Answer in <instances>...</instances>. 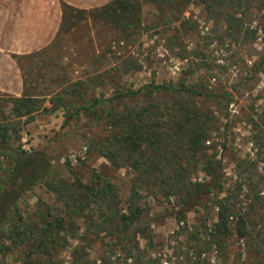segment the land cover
I'll use <instances>...</instances> for the list:
<instances>
[{"label": "trees", "instance_id": "1", "mask_svg": "<svg viewBox=\"0 0 264 264\" xmlns=\"http://www.w3.org/2000/svg\"><path fill=\"white\" fill-rule=\"evenodd\" d=\"M254 1L198 0V3L209 19L223 24L226 35L243 37V42H248L254 32L244 26L253 20ZM167 2L174 5L171 12L177 13L174 19L177 21L190 0H113L89 11L63 5L62 23L51 47L59 49L64 35L79 25L98 20L112 30L110 47L128 41L130 44L137 33L147 30L142 19L143 6L151 3L162 10ZM259 8L264 9V2ZM132 64L137 66L127 58L99 75L96 71L85 81L77 80L69 85L58 80L55 84L60 82L64 86L49 98L50 107L45 105L48 94L34 95L27 89L21 97L0 99V103L10 105L8 116L0 113V251L18 254L12 264H58L57 255L74 244L68 264H87V249L96 243L103 247V264L110 263L112 256L122 258L126 264H162L156 254L150 253L154 246L152 222L143 214L140 191L146 190L154 196L158 193L167 199L175 197L179 209L172 215L185 232L184 215L202 205L212 189H221V163L215 154L208 153L214 148L210 146V134L216 121L209 107L203 106L204 100L211 98L204 85L147 84L108 98L84 99L92 87L113 85L114 71L119 69L117 78L121 79ZM262 64L264 59L259 65ZM259 65H254L255 70ZM157 93L166 96L164 103L154 97ZM80 98L82 104L77 103ZM60 109L64 111L65 124L81 111L90 112L94 125L106 132L93 149L110 166H128L135 172V181L124 203L106 171L92 169L86 180L79 175L82 169L73 178L60 176L50 171L52 165L44 154L26 151L20 145L11 146L13 140L17 142L20 138L18 120L26 118V123H30L37 114H53ZM196 169H200L205 182L191 183L192 171ZM38 184L61 203V215H54L40 201L34 213L23 216L18 202ZM214 208L217 212L213 227L209 229L202 224L201 228L187 231L186 244L195 240L196 244L219 248L232 236L229 223L237 217L235 210L218 199ZM182 231L176 235L185 234ZM235 232L240 237L249 236L243 225ZM260 262L264 264V260ZM204 263L205 260L199 259L193 262Z\"/></svg>", "mask_w": 264, "mask_h": 264}, {"label": "rangeland", "instance_id": "2", "mask_svg": "<svg viewBox=\"0 0 264 264\" xmlns=\"http://www.w3.org/2000/svg\"><path fill=\"white\" fill-rule=\"evenodd\" d=\"M262 2L254 1L253 20L244 26L254 32L248 42H243V37L226 35L223 24L209 19L198 0H190L177 21L174 20L177 13L171 12L175 10L173 4L167 2L162 10L155 4H145L142 19L147 30L137 33L130 44L128 41L110 47L112 30L98 20L79 25L64 35L59 49L50 44L31 57H20L27 91L34 95L48 94L47 107H50L49 98L60 87L77 80L85 81L96 71L99 75L127 58L137 66L132 64L121 79L117 78L119 69L115 70L113 85L92 87L84 99L108 98L116 93L136 91L147 84L179 86L183 83L207 88L211 98L204 100L203 106L209 107L216 121L215 130L210 134V146L214 148L208 153L215 154L221 163V189H212L202 205L184 215L185 232L172 215L179 209L175 197L167 199L158 193L154 196L146 190L140 191L143 214L152 222L154 246L150 253L156 254L162 264H193L196 259L205 260L204 264H258L260 259L264 260V64L259 65L264 59V9L259 8ZM254 65H259L258 70ZM60 79L64 85L55 84ZM8 97L0 93V99ZM154 97L162 103L167 99L160 93ZM82 102L81 98L77 101ZM125 102L129 104V100ZM6 105L0 103V113L8 116L10 105ZM18 121L20 138L17 142L13 140L11 146L20 145L26 151L44 154L52 165L50 171L60 176L73 178L82 169L79 175L86 180L92 169L106 171L123 203L128 198L136 174L128 166H110L93 149L106 132L94 125L90 112H79L67 124L62 109L53 114H37L30 123H26V118ZM198 182H205L200 169L193 170L191 175V183ZM217 199L235 210L237 217L229 223L232 236L219 248L202 246L195 240L186 244L187 231L201 228L202 224L209 229L213 227ZM40 201L54 215H61V203L42 184L35 185L20 199L18 209L27 217L35 212ZM240 225L248 230L249 236L236 234ZM178 231L185 234L176 235ZM74 245L57 255L58 264L70 262ZM102 251L99 243L87 249V264H103ZM16 255L0 251V264H12ZM107 264L126 262L112 256Z\"/></svg>", "mask_w": 264, "mask_h": 264}, {"label": "crops", "instance_id": "3", "mask_svg": "<svg viewBox=\"0 0 264 264\" xmlns=\"http://www.w3.org/2000/svg\"><path fill=\"white\" fill-rule=\"evenodd\" d=\"M113 0H0V93L21 97L26 90L21 56L31 57L56 40L63 5L94 10Z\"/></svg>", "mask_w": 264, "mask_h": 264}]
</instances>
